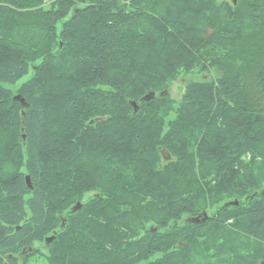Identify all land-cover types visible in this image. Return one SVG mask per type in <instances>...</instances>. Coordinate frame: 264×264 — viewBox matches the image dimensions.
Listing matches in <instances>:
<instances>
[{"label":"trees","instance_id":"16d2710c","mask_svg":"<svg viewBox=\"0 0 264 264\" xmlns=\"http://www.w3.org/2000/svg\"><path fill=\"white\" fill-rule=\"evenodd\" d=\"M213 2L0 0V264L264 263V0Z\"/></svg>","mask_w":264,"mask_h":264},{"label":"rangeland","instance_id":"374dc122","mask_svg":"<svg viewBox=\"0 0 264 264\" xmlns=\"http://www.w3.org/2000/svg\"><path fill=\"white\" fill-rule=\"evenodd\" d=\"M51 1H53V0H44L46 7L49 6V4L51 3ZM213 1H214L213 3L215 5H217V6L221 5L222 3H227L228 5H231L232 7H235L238 0H213ZM212 33H213V31L211 29H209V28L205 30V36L207 38H209L210 37L209 35H212ZM217 77L218 76H217V73H216L215 69H210L209 71L203 72V73H198L197 71H193L192 74H187V75L179 76L177 78V80H175L174 82H172L170 84L169 89L166 90L167 91V94L164 95V96H161L160 95L159 97H165V96H168L169 95L174 100V102H176V104H178L179 101H180V99H181V97H182V95H183V93H184V89L183 88L186 86V84H188L191 81L202 82V83L203 82H208V81L215 80ZM20 82L21 81H19V83ZM19 83L17 85H19ZM250 160H251V158H250V155L248 154V156L245 159V162L244 163L247 165V164H249ZM254 161H257V162H260V163H263L264 164V161H262V158H261V161L258 158H255ZM92 196L93 195H91V193L90 194H86L83 202L88 201ZM226 202L227 203H230V202H233V201L230 200L229 202L228 201H226ZM226 202L222 203L220 206L226 204ZM212 211H210L209 213L211 214ZM186 220H188V219H184L183 221H186ZM51 243L46 244L45 241H43L42 243H35L32 246V248H28L30 250L28 253L27 252L25 253V252L22 251L21 254L18 256V258H19V264H22L23 261L28 260L30 253L32 251H34L35 249L38 250L39 253L42 254V255H48V249H49L48 247L50 246ZM181 246H182V244H181ZM184 246H185V244H184ZM184 246H182V247H184ZM37 258H35V256H34V258L31 259L32 263H30V264H45L42 261L43 259H41L38 256H37ZM35 260H36V262H35ZM262 264H264V263H262Z\"/></svg>","mask_w":264,"mask_h":264},{"label":"water","instance_id":"95a60500","mask_svg":"<svg viewBox=\"0 0 264 264\" xmlns=\"http://www.w3.org/2000/svg\"><path fill=\"white\" fill-rule=\"evenodd\" d=\"M60 48H61V45H60ZM167 94V91L165 90V92H164V95H166ZM154 97H155V93L154 92H150V93H148L147 95H145L142 99H141V101H144V103L145 102H148V101H150V100H152V99H154ZM13 100L14 101H18V102H20V104L22 105V106H24V107H26V104L24 103V101L21 99V97L19 96V95H16L14 98H13ZM131 106H132V108H133V115H135L137 112H138V107H137V105H136V103L134 102V101H132V102H130L129 103ZM99 120H101V119H99ZM24 138V137H23ZM159 154H161L162 155V157L164 158V160H168L169 159V155H168V153L167 152H165L164 150H161L160 151V153ZM25 180H26V185L31 189V185H29L30 184V179H29V177L28 176H26L25 177ZM264 194V193H263ZM238 205V202H235V201H233V202H230V203H226V204H224V207H229V206H237ZM81 203H76V205L74 206V207H72L71 208V213H75V212H77L78 210H80L81 209ZM207 214L205 213V212H203L202 214H201V216H198V217H196V218H193L190 222L191 223H194V224H200V223H203V222H205L206 220H207V218H208V216H206ZM53 238L54 237H50V238H47L46 240H45V243L46 244H49V243H51L52 242V240H53ZM182 246H184V244H182ZM30 250L29 249H27V253L29 252ZM24 252V251H23Z\"/></svg>","mask_w":264,"mask_h":264}]
</instances>
